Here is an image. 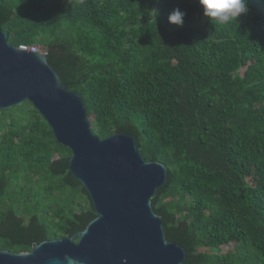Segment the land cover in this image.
Here are the masks:
<instances>
[{"label":"trees","instance_id":"16d2710c","mask_svg":"<svg viewBox=\"0 0 264 264\" xmlns=\"http://www.w3.org/2000/svg\"><path fill=\"white\" fill-rule=\"evenodd\" d=\"M0 22L8 43L46 49L99 138L127 132L165 163L152 205L183 264H264V0L229 25L198 0H0ZM70 154L30 101L0 110V249L95 215Z\"/></svg>","mask_w":264,"mask_h":264},{"label":"water","instance_id":"95a60500","mask_svg":"<svg viewBox=\"0 0 264 264\" xmlns=\"http://www.w3.org/2000/svg\"><path fill=\"white\" fill-rule=\"evenodd\" d=\"M30 101L67 146L69 173L85 189L95 215L74 234L43 238L30 251L0 249V264H183L186 248L165 235L152 196L167 166L143 158L134 137L99 138L82 98L69 90L47 51L7 42L0 22V110Z\"/></svg>","mask_w":264,"mask_h":264},{"label":"clouds","instance_id":"9594fccd","mask_svg":"<svg viewBox=\"0 0 264 264\" xmlns=\"http://www.w3.org/2000/svg\"><path fill=\"white\" fill-rule=\"evenodd\" d=\"M69 3V0H68ZM203 17L218 25H229L248 12V0H198ZM186 13L175 8L168 16V22L182 26Z\"/></svg>","mask_w":264,"mask_h":264},{"label":"built area","instance_id":"2783aa9c","mask_svg":"<svg viewBox=\"0 0 264 264\" xmlns=\"http://www.w3.org/2000/svg\"><path fill=\"white\" fill-rule=\"evenodd\" d=\"M18 47L24 50L32 51V52L43 50L42 47L37 44H29V45L21 44Z\"/></svg>","mask_w":264,"mask_h":264},{"label":"rangeland","instance_id":"374dc122","mask_svg":"<svg viewBox=\"0 0 264 264\" xmlns=\"http://www.w3.org/2000/svg\"><path fill=\"white\" fill-rule=\"evenodd\" d=\"M230 248H232V244L224 245L221 249H222V251H227V250H229Z\"/></svg>","mask_w":264,"mask_h":264},{"label":"bare ground","instance_id":"6f19581e","mask_svg":"<svg viewBox=\"0 0 264 264\" xmlns=\"http://www.w3.org/2000/svg\"><path fill=\"white\" fill-rule=\"evenodd\" d=\"M42 47V46H41ZM43 49V48H42Z\"/></svg>","mask_w":264,"mask_h":264}]
</instances>
